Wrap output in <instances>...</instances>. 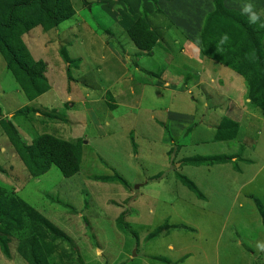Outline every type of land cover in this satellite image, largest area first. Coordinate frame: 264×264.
Segmentation results:
<instances>
[{
	"label": "rangeland",
	"instance_id": "1",
	"mask_svg": "<svg viewBox=\"0 0 264 264\" xmlns=\"http://www.w3.org/2000/svg\"><path fill=\"white\" fill-rule=\"evenodd\" d=\"M214 1L238 13L243 4L252 3L264 20V0H156L154 5L150 0H67L71 7L84 8L79 19L88 16L93 20L100 9L116 14L137 7L138 15L147 18L158 44L150 54H139L126 30L119 27L112 49L102 58L97 47L109 42L111 19L109 22L106 18L108 29L97 30L98 35L81 29V23L91 24L84 20L80 25L76 23L74 34L69 36L71 15L59 29L55 28L58 30L47 35L51 36L50 44L40 36L30 40L39 29L35 28L22 37L24 46L34 61L40 60L52 69L47 77L45 74L49 88L29 103H25L0 56V122L26 104L39 111L50 110L49 120L37 112L30 113L28 119L16 115L13 123L18 122L29 137L51 134L69 142L79 140L81 159L79 171L70 178H63L55 167L30 177L0 127V168L4 172H0V211L11 209L23 214L24 223L30 224H22L25 231L32 229V235L22 239L0 216V234H5L9 251V259L0 252V264H28L19 255L18 245L30 237L38 239L46 255L45 264H264V252L256 247L264 243V114L258 116L262 111L249 103L247 86L236 73L213 60L210 65L215 72L213 69L205 74L207 68L201 70L196 59L180 51L184 42L193 45L197 39L200 41L199 20L203 22L213 10ZM96 36L99 43L102 41L99 45ZM129 47L130 62L122 66L121 53ZM261 48L264 53V38ZM164 54L173 58L165 62ZM197 56L202 57L200 51ZM162 71L180 78L182 86L176 89L181 91V99H153L157 90L148 89L150 100L140 99L141 81L148 82ZM128 74L132 78L129 83L118 78ZM210 74H214L212 82ZM195 76L203 81L200 90L205 93L212 83L215 95L223 98L237 97L242 91L236 103L246 115L238 111L230 120L227 118L232 123L241 122L239 137L233 141L222 138L219 144L196 124V129L185 136L188 145L180 151L184 156L177 155L178 146L171 139L165 153L163 127L159 125L164 112L189 113L190 105L199 109L205 104L189 100V91H184ZM105 80L114 82L107 88L106 103L90 106L92 98H85L86 86H103ZM106 87L105 82L103 88ZM100 88L91 93L99 100L103 95ZM119 91L123 92L121 96ZM212 93L210 90L207 96ZM110 98L116 102L115 107L108 105H113ZM138 100L140 106L136 104ZM105 114L109 116L104 118ZM91 115L98 119L92 120ZM83 120L95 131L100 125L97 137L90 136ZM101 120L107 125H102ZM203 139V143L198 142ZM88 141L91 143L84 146ZM195 156L212 161L201 165L190 158ZM187 158L195 162L185 165ZM223 158L224 164L219 162ZM181 176L198 190L200 197L181 183ZM35 213L51 222L53 230L47 231L49 224ZM164 223L172 229L165 232L163 228L157 237L147 239Z\"/></svg>",
	"mask_w": 264,
	"mask_h": 264
},
{
	"label": "trees",
	"instance_id": "2",
	"mask_svg": "<svg viewBox=\"0 0 264 264\" xmlns=\"http://www.w3.org/2000/svg\"><path fill=\"white\" fill-rule=\"evenodd\" d=\"M155 1L150 0L153 5ZM66 11L68 12L64 16ZM71 15L72 9L67 0H0V56L4 61L5 69L10 73L18 90L25 98V102L29 103L45 93L49 85L45 77V64L40 60L34 61L30 57L21 37L34 28H39L42 33H49ZM126 32L138 50L150 54L157 38L150 31L145 16L136 18ZM199 34L201 56L211 61L215 60L217 64L227 67L240 76L247 86L249 103L255 104L264 114V53L261 48L264 30L258 25H250L248 18L241 13L226 10L219 1H214V8L204 17ZM225 34L228 40L221 44V38ZM67 75L68 73L65 76ZM47 111L50 110L39 111L26 104L12 113L11 118L9 116L2 118L0 122L2 133L30 177L41 176L51 167H55L63 178H70L77 174L80 168L79 140L69 142L51 134H37L29 137L13 123L16 115H23L28 119L30 113L35 115L37 112L39 116L42 115L41 117L44 116L49 120L52 117ZM236 133L237 124L230 122L227 118H222L216 128L214 139H233ZM190 158L200 161L201 165L212 161L211 158L204 156ZM187 159L183 162L185 165L195 162ZM224 160L226 158L219 162ZM0 172L4 173L1 168ZM181 181L185 187L200 197L198 190L182 176ZM35 214L36 216L41 215ZM0 216L2 220L15 228L20 238L24 239L32 235V229L25 231L22 225L25 221L23 214L20 216L9 209L7 212L1 210ZM40 218L49 224H47V231L53 230L51 222L42 215ZM25 225L27 227L30 224ZM163 228L165 232L172 229L171 225L164 223L156 227L147 239L157 237ZM4 235L0 234V252L4 258L9 259L8 241ZM18 252L28 264H45L46 255L35 237L22 241L18 245Z\"/></svg>",
	"mask_w": 264,
	"mask_h": 264
},
{
	"label": "crops",
	"instance_id": "3",
	"mask_svg": "<svg viewBox=\"0 0 264 264\" xmlns=\"http://www.w3.org/2000/svg\"><path fill=\"white\" fill-rule=\"evenodd\" d=\"M127 1H129V0H124V2H127ZM152 5L149 6L147 9H150V7L152 8ZM71 9H72V13H73L72 14V20L70 21V27L67 28L68 29L67 30V34H69V36H71V34H74V31H75V29L77 27L76 23L79 24L80 22H83L84 20L90 21L91 24H90V26H88L85 23H81L82 24L81 29L82 30H88L90 33L92 31H94V34L95 35H98L99 34L97 32V30L104 31V30L108 29L107 26H109V25H108V23L105 22V21H107L106 18H108V21L109 22H110V19L113 22V28L114 29L112 28L111 31H110L111 37L110 36H109V38L107 37V39L109 41L107 44H104V43L103 44H100L102 41L100 40V43L98 42L99 41V39H98L99 36L98 37L97 36L95 37V39L97 40V41L95 40V42L97 43V45L100 44L97 48H100L101 49L100 56L101 57L103 56L102 58L105 57L104 53L107 54V51L110 52V50L112 49L113 43L115 42L114 37H116L118 35L117 34V31H119V27H121L123 29V31H124V30H126L130 26V23L131 22H133L136 18L140 17L138 15V11L136 10L137 7H136L135 10H130V11H127V12L126 11L125 12L122 11V12H119V13L116 12V14L114 12L112 13L110 11L109 12H105L104 9H100V10H98L99 14H97V15L95 14V17H94L93 20H91V18L89 19L88 16L83 17V19H79V17L81 16V13L84 10V8L80 10V9L74 8L72 6ZM87 10H88V8H87ZM76 15H78V18L76 17ZM110 15H111V17H110ZM70 18H68V19L64 20L63 22H61L58 25V29L61 27V25L65 21H68ZM199 21H201L199 23V31H200L201 25H202V20L200 19ZM199 21H197V22H199ZM182 22L184 23L185 21L182 20ZM188 22H190V20H188ZM34 29H32V30H34ZM58 29H53L50 32H53L54 33ZM50 32L49 33H42L41 30L38 29V31L35 34V36H32V38L30 40H33V39L36 40L40 36V39H43L46 44H50V40H51L50 37L51 36L47 37V35L50 34ZM28 33H26L24 35H27ZM22 37H21V39H22ZM128 40H130V39H128ZM57 42H58L57 45H59L60 42H61V39H59ZM127 44L128 43H126V45ZM157 44H158V41L156 40V44L155 45H157ZM183 44H184V48L183 49L180 48V51L182 53H184L188 58L196 59L197 63L200 64L199 66L201 67V70L207 68V70H205L206 72H204L205 74L210 73L214 69L213 66L210 65V64H212V61L211 60H208V59H206L203 56L201 58L197 56V54L193 50V45L192 44L190 45V43L188 41L184 42ZM131 45H133V44H131ZM131 48L132 47L125 48L124 51H122L121 54L123 56V61H124V63H121L122 66H127V64L130 62L129 56H130V53L132 51ZM133 48L139 54H146L145 52H142V51L138 50L137 48H135L134 45H133ZM164 55H165V57H164L165 58V62H169L171 60V58H173V57H171V56H169L167 54H164ZM203 64L206 65V66L202 68V65ZM55 66L57 67V65H55ZM50 69H52V68L46 66V77H47V74H48V72H49ZM181 69H184V67H182ZM201 70H200V72L203 73ZM142 71H145V70H142ZM213 71L215 72V69ZM211 75L214 76V74H210V77H211L210 82H212V76ZM128 77H130L129 74L128 75H121L118 78L119 79H122V82L129 83L132 78H128ZM195 78L196 79L192 83V85H190L189 87H184V91L187 92V93L189 91V95H191V99H189V100L195 101L197 103L199 101H201V102L203 101V102H205V104L203 105V107H200L199 106V109L198 108H193L192 105H190L191 108H192L191 112H189V113L188 112H183L185 114H183L182 112H179L178 110L177 111L176 110H173V111L167 110V111L164 112L165 115H164V119L162 121L163 123H160L159 125H161V127H163L162 135H161V141L164 144V150H165L164 152L165 153L168 150V149L165 148V146H167V148H168V145L167 144L169 143V139H171L172 142H174L178 146L177 155L179 154V155L184 156V154L181 153L180 151H181V148L182 147H187V145H188V142H186V140H185V136L187 134H189L190 132H192L193 129L194 130L196 129L195 128V125L196 124H197V126H200L201 129L206 130L209 135H212L213 141L221 144L222 139H219V140H215L214 139V136H215V133H216V128L219 125L221 119L224 118V117H226V118H228L230 120V117H232V115L237 114V113L239 114L240 112L244 116L246 115L245 111L244 112L242 111V107H239V105L236 103L239 99L242 98V96H241L242 95V91L239 92V93H237L239 95L237 97L234 96V95H230L229 97H226L225 96L223 98V97L219 96L218 93H217V95H215V87L213 86V83H212V85L211 84L208 85L209 86V89L208 90L209 91L210 90L213 91L212 94L215 95V96L212 95L210 97L209 95L207 96V94L209 93V91H208V93H205L204 90H202V89L200 90V86H202V83H203V81L201 82L200 76H195ZM105 82L107 83V87L106 88H103ZM221 82L222 81H220L219 84H221ZM104 83H103V86H98V85H95L94 87H87L86 86L87 89L84 92L85 93V98H88L89 100H90V98H92V101H90V103H88L90 106H93V105L94 106H97L99 104L106 103V98L108 97V92L106 93L107 88L111 87L114 82L113 81L112 82L109 81V83H108L105 80ZM140 86L141 87H139V89H140L139 92L142 94V97H141V95H139V98L140 99H143V98L149 99L150 98V96H149L150 93L149 94L146 93L147 92L146 91L147 89L148 90H151V91L152 90H154V91L157 90V93H155V96L152 97L153 99L156 98V99H159V100H163L164 98H166L168 101L169 100L178 101V100L181 99L179 97V95L181 94V91H178L177 90V89H179L178 88L179 86H182L181 85V80H180V78L175 77V76H172L171 74L167 73V71H162L158 75H154L152 77V80H150L148 82L145 81V80L144 81H141ZM98 87H101L99 89V92L103 91V95H102L101 100L96 99L95 98V94H91L94 91H96V89ZM122 93L123 92L119 91L118 92V95L121 96ZM169 94H171L170 97H169ZM210 95H211V92H210ZM214 98H216L217 100L214 101ZM232 98H234L235 101L234 100L232 101ZM112 99L113 98H110V100L113 103V105H111V104H108V105L115 107V103L116 102H113ZM139 100L136 103L137 106H140L141 105V103L139 102ZM226 102H227V104H226ZM189 103H191V102L189 101ZM121 104H124V103H121ZM231 104L234 106V108L236 110L233 108V106ZM118 105H119V102H118ZM176 106H178V105L176 104ZM173 109H178V108H173ZM227 109H230V111L227 110ZM106 110H110V109L107 107ZM1 111H2V109H1ZM238 111H240V112H238ZM194 112H195L196 115L193 114ZM262 114L263 113L261 112V115H258V116H262ZM106 116H109V114H105L104 118H106ZM248 117H250V116H248ZM95 118L98 119L97 117H94L93 115H91V119L92 120L95 119ZM92 120L90 121L91 123H92ZM235 121H237V118L235 119ZM17 123H15V124L20 128V130L22 132V128ZM100 123L102 125L103 124L104 125H107V122H103L102 120L100 121ZM242 123H243V121H242ZM236 124H237V133H236L235 137H239V134L238 133L241 130V127H240L241 126V122L240 123H236ZM82 125H83V127H85V129H87L90 132V136L92 138H95V137L98 136V133L100 132V129L98 131V128L100 127V125L96 126L97 127V130L96 131H95V129H92L94 127H91V125L89 123H88V125L86 127L84 120L82 121ZM247 127H248V125H247ZM186 131H188V132L186 133ZM242 132H243V128H242ZM184 133H185V135H184ZM104 134H106V133H104ZM235 137L233 139L230 138L229 141L235 140ZM198 142L203 143L204 142V139L201 140V141H198ZM89 143H91V142L88 141L87 144L84 145V146H87ZM228 144H226V147H228ZM182 156H181V158H182Z\"/></svg>",
	"mask_w": 264,
	"mask_h": 264
},
{
	"label": "clouds",
	"instance_id": "4",
	"mask_svg": "<svg viewBox=\"0 0 264 264\" xmlns=\"http://www.w3.org/2000/svg\"><path fill=\"white\" fill-rule=\"evenodd\" d=\"M241 15L247 16L248 23L250 25H258L260 28H264V20L261 19V13H258L255 10V5L252 3H245L241 7ZM228 40L227 34L223 35L221 38V44L225 43ZM198 39L195 44H193V50L196 54H199ZM258 251L264 252V243H258L256 245Z\"/></svg>",
	"mask_w": 264,
	"mask_h": 264
}]
</instances>
